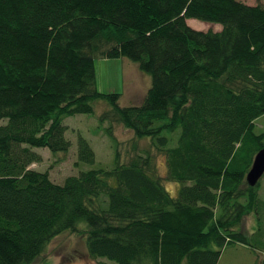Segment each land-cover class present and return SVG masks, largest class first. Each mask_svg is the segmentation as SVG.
I'll return each instance as SVG.
<instances>
[{"label": "trees", "instance_id": "16d2710c", "mask_svg": "<svg viewBox=\"0 0 264 264\" xmlns=\"http://www.w3.org/2000/svg\"><path fill=\"white\" fill-rule=\"evenodd\" d=\"M0 0V264H32L56 237L79 233L113 264H219L260 208L246 176L264 134V0ZM198 20L221 26L199 31ZM126 58L151 78L140 105L97 87L96 59ZM166 157L172 197L150 152L56 184L35 149L66 154L64 120L93 114ZM79 163L96 154L82 136ZM78 164V163H77ZM259 214V213H257ZM251 241V242H250ZM252 243V244H251Z\"/></svg>", "mask_w": 264, "mask_h": 264}, {"label": "rangeland", "instance_id": "374dc122", "mask_svg": "<svg viewBox=\"0 0 264 264\" xmlns=\"http://www.w3.org/2000/svg\"><path fill=\"white\" fill-rule=\"evenodd\" d=\"M248 5H257L260 0H239ZM189 25L199 31H220L221 26L190 20ZM97 87L104 94H121L120 107L140 105L151 86V78L143 73L139 65L126 58L96 59ZM105 102L94 103L93 114H80L68 117L64 124L68 127L66 137L72 146L66 154L53 155L48 149H35L43 161L34 164L32 169L39 172H48L53 182L63 185L70 176H77L82 171L91 169L111 170L116 166V149L104 129L112 127L113 135L119 144L121 161L128 162L137 153L150 152L156 161L158 175L162 178L166 190L172 197H176L181 184L172 182L168 178L166 157L157 153L149 140H136L130 130L121 125L103 124L100 116L109 110ZM3 123V121H0ZM256 133L264 134V115L256 123ZM79 136L88 140L96 154L94 165L79 163L78 139ZM78 163V164H77ZM259 198L261 201L259 211L247 214L238 230L248 237L254 235L252 243L259 246L264 241V177L260 181ZM259 213V214H257ZM251 242V241H250ZM251 243V244H252ZM263 256L256 254L247 246L238 244L223 251L219 264H261ZM32 264H113L104 259H93L88 253L86 238L79 233H64L53 239L42 255Z\"/></svg>", "mask_w": 264, "mask_h": 264}, {"label": "water", "instance_id": "95a60500", "mask_svg": "<svg viewBox=\"0 0 264 264\" xmlns=\"http://www.w3.org/2000/svg\"><path fill=\"white\" fill-rule=\"evenodd\" d=\"M264 177V148L254 157L252 166L246 176V182L249 187H256Z\"/></svg>", "mask_w": 264, "mask_h": 264}, {"label": "crops", "instance_id": "0c3cea01", "mask_svg": "<svg viewBox=\"0 0 264 264\" xmlns=\"http://www.w3.org/2000/svg\"><path fill=\"white\" fill-rule=\"evenodd\" d=\"M146 94V93H145Z\"/></svg>", "mask_w": 264, "mask_h": 264}]
</instances>
